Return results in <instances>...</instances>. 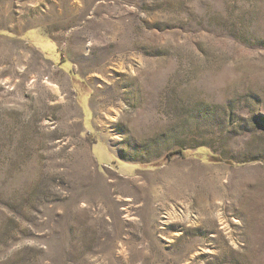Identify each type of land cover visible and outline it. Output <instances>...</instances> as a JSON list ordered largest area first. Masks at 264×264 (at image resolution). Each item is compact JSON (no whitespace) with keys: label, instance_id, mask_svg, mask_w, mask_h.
<instances>
[{"label":"rangeland","instance_id":"obj_1","mask_svg":"<svg viewBox=\"0 0 264 264\" xmlns=\"http://www.w3.org/2000/svg\"><path fill=\"white\" fill-rule=\"evenodd\" d=\"M0 264H264V0H0Z\"/></svg>","mask_w":264,"mask_h":264},{"label":"trees","instance_id":"obj_2","mask_svg":"<svg viewBox=\"0 0 264 264\" xmlns=\"http://www.w3.org/2000/svg\"><path fill=\"white\" fill-rule=\"evenodd\" d=\"M175 154L183 155V152H182V151H177V152H174L173 154H171V156H172V155H175Z\"/></svg>","mask_w":264,"mask_h":264}]
</instances>
